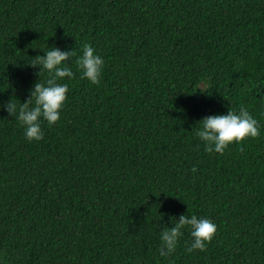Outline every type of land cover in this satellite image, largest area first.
Returning <instances> with one entry per match:
<instances>
[{
  "label": "trees",
  "instance_id": "1",
  "mask_svg": "<svg viewBox=\"0 0 264 264\" xmlns=\"http://www.w3.org/2000/svg\"><path fill=\"white\" fill-rule=\"evenodd\" d=\"M86 44L101 85L69 63L44 141L0 111V264H264V0H0V104L46 81L47 49ZM241 107L260 137L207 154L198 124ZM183 215L216 237L162 259Z\"/></svg>",
  "mask_w": 264,
  "mask_h": 264
},
{
  "label": "clouds",
  "instance_id": "2",
  "mask_svg": "<svg viewBox=\"0 0 264 264\" xmlns=\"http://www.w3.org/2000/svg\"><path fill=\"white\" fill-rule=\"evenodd\" d=\"M38 63L39 78L44 73L47 74V78L44 83L35 84L30 93L31 98L22 105L11 101L0 104V111L6 112L9 117L18 121L28 143L44 141L43 122H46L49 128L58 126L69 94L68 84L61 82L76 79V74L72 71V66L69 67V63L72 65L75 63L81 80L96 87L101 85L106 67L104 58L88 44L84 45L79 56L76 51H61L57 47L47 49L43 58L38 57ZM203 87L207 89L208 83L204 82ZM198 125L200 127L196 136L209 155L223 156L233 145L246 144L248 141L257 140L261 135L257 120L243 107L238 112L228 111L227 115L208 117ZM197 171L196 168L191 169L193 174ZM171 223L173 225L171 228L164 227L159 233L161 245L159 255L162 259L176 253L186 232L191 239V244L186 249L188 255L205 252L216 237L217 226L209 219L198 218L196 215L189 218L183 215L178 222L173 219Z\"/></svg>",
  "mask_w": 264,
  "mask_h": 264
}]
</instances>
